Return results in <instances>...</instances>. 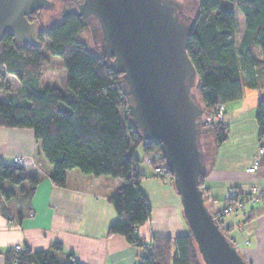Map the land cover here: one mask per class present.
<instances>
[{"label":"trees","instance_id":"trees-1","mask_svg":"<svg viewBox=\"0 0 264 264\" xmlns=\"http://www.w3.org/2000/svg\"><path fill=\"white\" fill-rule=\"evenodd\" d=\"M236 7L243 17L242 33ZM194 16L187 51L197 71L195 91L204 109L203 117L207 118L216 104L241 98L244 87L264 88V0H199ZM83 30L79 17L71 15L46 28L39 27L38 46L4 36L0 41V68L5 69L0 72V90L8 74L25 88L0 100V127L33 131V162L56 185L65 186L67 172L73 168L95 177L121 179V186L111 197L118 217L108 233H120L129 243L140 246L139 264H204L191 233L175 238L155 235L148 245L139 237L138 229L149 219L151 206L141 190L145 174L140 169L143 160L137 150L142 147L144 153L161 151L160 143L146 142L142 132L130 124L127 98L121 88L123 74L108 66L98 46L82 38ZM43 38L49 40L52 54L62 58L67 71L64 85H40L46 59L41 49ZM20 93L21 97H17ZM256 118L262 139L264 94L257 102ZM201 131L209 173L228 131L224 119L201 125ZM204 135L211 140L209 149L203 144ZM152 166L162 181L174 186L163 157L160 174ZM205 178H201L202 188ZM39 181L40 177L30 174L25 165L0 161V198L15 197V186L23 183L28 188L22 192L30 198ZM220 218L217 220L221 225ZM60 253L65 255L63 260ZM3 254L5 264H82L57 241L48 248L26 245L24 251L13 247Z\"/></svg>","mask_w":264,"mask_h":264},{"label":"crops","instance_id":"crops-1","mask_svg":"<svg viewBox=\"0 0 264 264\" xmlns=\"http://www.w3.org/2000/svg\"><path fill=\"white\" fill-rule=\"evenodd\" d=\"M261 94L264 88L244 87L241 98L224 104L228 136L203 181L205 198L214 209L226 206L228 191L250 197L264 189V152L259 167L248 170L263 145L256 118ZM32 149L31 129L0 127V161L13 163L15 157H23L29 173L40 177L32 197L22 192L28 188L23 183L15 186V197L0 198V264H5L3 252L17 244L43 249L56 241L82 264H139L142 248L129 243L120 233H108L118 217L111 197L121 186V179L95 177L73 168L67 172L66 185H56L34 164ZM137 154L142 158V147ZM144 164H140L145 174L141 190L149 201L151 214L139 227V237L148 243L155 235L175 238L190 234L177 190ZM220 220L243 256L251 264H264V201L247 202L244 209L223 215ZM59 258L63 260L65 255L60 253Z\"/></svg>","mask_w":264,"mask_h":264},{"label":"water","instance_id":"water-1","mask_svg":"<svg viewBox=\"0 0 264 264\" xmlns=\"http://www.w3.org/2000/svg\"><path fill=\"white\" fill-rule=\"evenodd\" d=\"M72 2L108 66L123 74L130 124L146 142L159 141L204 264H251L223 231L201 187V178L208 175L201 142L207 119L187 51L196 17L181 0ZM54 5V0H0V41L11 35L21 44L38 46L39 26L29 16Z\"/></svg>","mask_w":264,"mask_h":264},{"label":"rangeland","instance_id":"rangeland-1","mask_svg":"<svg viewBox=\"0 0 264 264\" xmlns=\"http://www.w3.org/2000/svg\"><path fill=\"white\" fill-rule=\"evenodd\" d=\"M198 1L199 0L192 1L190 11L193 15L196 13V7L198 5ZM235 12L237 16L239 31H240L241 26L243 24V17L237 7L235 8ZM52 13L53 11H50V10L39 9V12L37 14L38 17L36 19L38 21L37 25L39 27L46 28L47 26L55 22L56 19L54 18V15H52ZM82 38H84L87 41V43L90 44L91 46L95 45L94 42L92 41V37L88 29L83 30ZM42 42H43V45L41 49L44 52L46 59L43 62L42 68H41L43 75H42V79L40 80V85L44 87L64 85L67 79V71H66V68L63 66V61H62L61 56L52 54L50 50L49 40L47 38H43ZM2 71L3 72L5 71L4 67L0 68V72ZM4 84H5L4 88L0 90V100H6L8 96L10 97L13 94H17V91H19L22 87L25 88V86L21 84V81L11 74H8L6 76V78L4 79ZM21 93L17 97H21L22 95ZM202 141L205 146V149H209L207 148V145L211 142L209 137H207V135H204L202 138ZM143 162L145 163L144 165L150 166L153 168L151 164L145 161ZM13 163H17V162H13ZM24 165L26 166V164ZM206 202L209 204L208 199H206Z\"/></svg>","mask_w":264,"mask_h":264},{"label":"built area","instance_id":"built-area-1","mask_svg":"<svg viewBox=\"0 0 264 264\" xmlns=\"http://www.w3.org/2000/svg\"><path fill=\"white\" fill-rule=\"evenodd\" d=\"M223 111H224V104L223 103L216 104L213 113L209 114L206 118L207 123L223 121L224 119ZM261 142L263 143V145L259 147L254 157L253 164L248 169L249 171H255L259 167L260 156L264 152V137L261 139ZM162 157L163 154L161 151H150L142 155V160L151 165H155L156 166L155 171L159 173L160 172L159 163ZM14 162H17L18 164L21 165L26 164L25 159L20 156L15 157ZM226 198L228 199V201L225 207L214 209L212 206H210L211 211L216 218H220L223 215L234 213L244 209L247 202L256 203L259 200L264 201V189H258L256 191V194L248 197V199H240V198L235 199L234 193L232 191H228L226 194ZM146 245H148V243H146ZM14 248L17 249L18 251L25 250V246L23 244H17Z\"/></svg>","mask_w":264,"mask_h":264},{"label":"flooded vegetation","instance_id":"flooded-vegetation-1","mask_svg":"<svg viewBox=\"0 0 264 264\" xmlns=\"http://www.w3.org/2000/svg\"><path fill=\"white\" fill-rule=\"evenodd\" d=\"M54 1H55V5L52 8L45 9V10L53 11L52 15H54V18L56 19V21H59L63 18L69 17L71 15H76L79 17V20L81 22L80 16L78 15V13L76 11H74L75 8L71 5V3H73L74 1L73 2H72V0H70V1H68V0H54ZM181 1L184 3V5L186 7V11L191 13L190 10H191L192 1H195V0H181ZM69 10H71L70 13L67 15H64V13L66 11H69ZM38 12H39V10H37L36 12H34L33 14H31L29 16L30 21L34 22L35 24L38 22L36 20L38 17L37 16ZM82 26L84 27V29H88L90 31L92 41L95 44V40L92 36L90 26H85L83 24H82ZM40 35H41V33H40Z\"/></svg>","mask_w":264,"mask_h":264}]
</instances>
